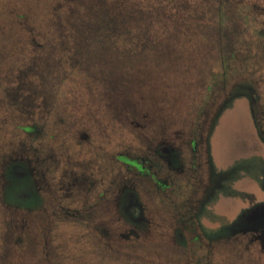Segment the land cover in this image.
<instances>
[{"label": "rangeland", "instance_id": "374dc122", "mask_svg": "<svg viewBox=\"0 0 264 264\" xmlns=\"http://www.w3.org/2000/svg\"><path fill=\"white\" fill-rule=\"evenodd\" d=\"M71 1L0 0V83L4 86L7 79L6 89L9 93L13 91L14 96L21 91L26 102L23 122L25 125L32 123L34 119L39 122L42 128L40 141L45 150L42 153H50L51 144L56 149L58 146L67 145L68 155L74 149V157L70 158L72 166L79 168L83 163L79 157L81 152L79 147H73L71 143L73 138L74 145L81 143L83 140L79 133L84 131L92 140L97 138L93 136L94 133L97 135L106 132L105 136L108 138L112 134L118 144L116 148L119 147L114 153H125L133 141V134L128 131L129 126L133 125L130 124L133 116L129 115V111L132 112V100L136 102L141 97L146 106V115L151 118L148 127L145 123L147 117H141L136 112L134 120L137 124L134 130L139 134L140 131H148V128L159 130L163 124L166 125V119L167 131L169 135H173L175 130L183 131V127L184 131L193 129L194 124L202 117L210 118L201 137L208 150L214 175L212 187L216 186L218 189L212 195L211 202L209 203V200L204 207V215L211 221H202L207 230H229L234 224L241 221L247 224L250 218L255 219L259 212L261 214L264 211V139L260 133L263 121L255 112L260 108L264 109V90L260 89L264 87V66L259 59L247 58L241 61L239 58L230 62V81L227 82L222 95L209 88L211 82L214 87L218 85L212 81L214 78L210 72V68H216L218 61L207 55L204 57L208 58L204 60L210 63V68L204 66V60L200 62V59L194 57L188 63L191 53L181 50V58L177 60L174 57L179 54V49L176 47L177 53L172 52L171 35L163 42H159L160 36L153 37L155 41L151 40L141 49L142 54L148 55L147 58L143 57L142 64L135 59L134 63L127 67L129 71H126L123 70L122 61L131 62V59L122 58L121 51L116 47L118 41H113L112 38L106 40L102 33L90 34L77 24L82 19L81 15L84 19L86 17L84 24L92 25L112 21L114 18L120 19L122 15L110 13L112 9L120 7L131 9L133 21L140 22L147 17L141 13L142 9L152 6L155 0H81L74 4ZM226 1H229L232 8L230 18L235 16L234 8L237 2L247 9L242 11L243 16L246 17L247 14L250 19L256 17L255 20L264 21V11H260L264 8V0ZM192 3L193 9L194 6L217 4V1L170 0V4L175 8L174 12L149 14L148 20L163 23L166 29L171 30L180 19L183 20L182 13ZM252 3L257 9L250 11ZM86 6L87 11L81 13L79 9H85ZM62 8L64 10L60 12ZM49 10L51 16L48 15ZM49 19L52 20L51 24L63 23L67 27L50 32L51 29H39L38 26L30 25L39 22L45 25L44 21ZM74 27H79V31L74 30ZM39 33L49 34L48 44L52 42V46L37 50L36 42L30 41V46L36 50L32 53L20 38L27 35L38 38L36 41L41 42L42 39L39 38L45 37ZM191 37L193 43H197L198 39ZM181 38L184 37L177 34L175 39ZM240 48L252 52L250 45L245 44ZM135 50L137 51L136 44ZM58 56L61 62L56 60ZM131 70L134 93H131V98L123 97L125 100L120 96L122 108H119V111L115 109L119 87L114 79L123 77L126 72L125 75H128ZM248 71L254 73L250 74ZM18 85L20 89L17 88ZM252 85L254 94H250L249 86ZM252 102L255 103L252 105ZM125 107L128 110L121 114ZM32 111L33 115L40 112L38 119L33 118ZM117 113H120L119 117ZM56 117L57 125H54ZM71 117L79 120V123L73 124ZM156 118L163 121L160 126ZM153 119L155 122H152ZM12 122L17 123L15 119ZM128 122L129 125L126 126ZM117 124L121 128L125 125L124 129H120ZM10 126H14L11 120H8V125H0V144L2 135H6L3 130L6 132ZM55 126L59 131H55L57 136L52 137L50 135L53 130L57 129ZM100 128L105 131H96ZM140 135L144 136L143 133ZM31 136L25 133L26 139ZM2 139L6 141L5 136ZM134 139L138 143L137 147L144 149L143 139ZM63 148L66 149V146ZM63 148L56 152L59 154L58 158L61 157L64 161L58 163L61 165L60 173H63L66 167V153ZM107 152L109 151L101 154V159L105 158L102 162L112 164L109 167L113 169L115 164L107 161ZM203 159L205 161V158ZM44 163H49V159L41 160L37 165L39 167ZM188 170L190 173L194 171L192 166H189ZM109 173L105 172L108 180ZM33 179L30 180L26 174L18 176L16 173L9 185L14 188L12 193L28 203L29 207L42 209L45 201L43 194L50 197L52 195L45 189L46 183L41 177L37 175L34 183ZM35 185L42 187L40 192L36 190ZM140 197L143 200L146 198L143 193ZM144 203H148L149 207L151 201L149 204V199H146ZM144 203L142 202L146 210ZM155 207L157 206L153 204L149 210L147 221L143 212V220L140 221L143 223L138 228L127 225L131 221H115L111 211L103 217L29 214L25 217L24 228L21 229L24 235L16 230L8 231L9 236L6 238V229L0 220V264H264V261L257 257L255 249L251 248L252 250L245 254L242 253V242L247 240L246 235L236 238L241 240L239 243H217L216 251L213 250L214 246L210 248L211 251L198 248V262L185 263L183 257L178 258V249L167 244L164 239L167 237L162 235L172 231L174 222L171 218L158 214ZM114 221L116 223H113ZM87 223L92 229V234L87 229ZM110 224L114 227L115 235H103V232L93 229L98 225H104L107 229ZM145 224H152V233L147 230ZM132 229L136 232L131 231ZM211 259L213 263H210Z\"/></svg>", "mask_w": 264, "mask_h": 264}, {"label": "flooded vegetation", "instance_id": "af4514ba", "mask_svg": "<svg viewBox=\"0 0 264 264\" xmlns=\"http://www.w3.org/2000/svg\"><path fill=\"white\" fill-rule=\"evenodd\" d=\"M5 84L3 86L0 83V125L1 127L4 124L8 125V120H11V124L14 125L6 129L7 133L3 130V133L6 134L4 135L6 141L2 139L4 137L2 135L0 144V220L5 226L6 238L9 236L8 231L16 230L17 233L20 232L22 236L24 235L21 229L24 228L25 217L29 214L95 215L96 217L102 215L103 217L111 211L115 216V221L121 219L131 221L127 225L130 224L131 228H138L143 223L140 222L143 220L141 218L143 212H145L147 221L148 212L154 204L157 206L154 209L158 211V214L165 215L174 222L172 231L162 235L167 237L164 238L167 244L178 249V258L183 257L185 263L198 262L200 259L196 255L198 248L211 251L210 248L214 246L213 250L216 251L217 243L237 242L236 238L242 237V235L247 237V240L242 242V253L245 254L247 251L255 249L257 257L264 261V211L261 214L259 212L255 219L250 218L249 223L238 222L229 230H207L202 224L203 220L211 223L204 215V207L218 189L216 186L212 187L214 175L209 162L208 150L201 137L204 135L209 117L205 116L197 120L198 123L194 124L193 129L184 131L183 127V131L175 130L173 135H169L167 131L166 119V125L163 124L159 130L148 128V131H140V134L144 135L142 136L134 130L137 121L134 120L136 117L135 102L132 101V112L129 111V115L133 116V119L130 120V124L133 125L129 126L128 131L132 132L133 141L126 152L123 154L121 152L114 153L119 147L116 148L118 144L115 143L112 134H108L111 136L108 138L105 136L106 132L97 135L94 133L93 136H97V138L92 140L89 139L87 132H80L79 137L83 141L74 145L73 138L71 144L73 147H79V152H81L79 157L83 163L79 168H74L70 162V158L74 157V149L68 155L67 145H64L66 149L63 148L64 146H58L56 149L51 144L49 146L50 153H42L45 150H43L40 141L42 128L39 122L34 119L32 123L25 125L23 122L26 106L24 96L21 91H18L15 96L12 95L13 91L9 93ZM17 88L20 89L19 85ZM121 98L125 100V98ZM254 103L252 102V105ZM120 104L119 96L116 97L117 106L115 109L122 108ZM27 105L30 104L27 103ZM255 113L262 118L263 127L260 128V133L264 139V109L260 108ZM33 114L34 111H32ZM39 114L40 112L33 115V118H39ZM100 114L103 113L100 112ZM146 116L148 120L145 123L149 127L151 116L150 118L148 115ZM13 119L16 120V124L12 122ZM71 119H73V124L79 123V120L74 117ZM56 120H58L57 117L54 125H57ZM156 120L159 121L157 118ZM152 122L155 120L153 119ZM162 122V120L159 121V126ZM117 125L120 129H124V126H128L129 122L122 128L119 124ZM65 126H67V122ZM55 127L57 128V126ZM57 129L53 130L50 136H57L55 133V131H59ZM96 131L105 130L100 128ZM25 133L32 135L31 138L26 139ZM135 137L143 139L144 149L137 147L138 143L135 141ZM96 139H98L97 142ZM262 147L264 149V144ZM60 148H63L66 153L64 156L66 167L63 169L67 172L66 174L65 171L63 173L59 171L61 165L58 163L64 162L60 156L58 158L59 154H56ZM104 151H109L106 153V159L115 164L113 169L109 167L112 164H103L102 160L105 158L101 159V154ZM47 158L49 163L38 167L37 162ZM189 166H192L194 170L191 173L188 170ZM108 171L110 172L109 180L105 175V172ZM16 173L18 176L26 174L30 180L34 178L33 183L37 175L44 180L45 189L51 192L52 197L43 194L45 201L42 209L29 207L28 203L23 202L12 193L14 188L9 184L15 178ZM35 188L38 189V192H40V188L42 189L40 185H35ZM142 193L146 197L145 200L149 199V204L151 201L149 207H147L148 203H144L145 200L140 197ZM142 202L146 205V210ZM115 221L113 223H116ZM145 225L147 230L152 233V224ZM87 229L92 234L88 223ZM93 229L100 233L103 232V235L105 233L115 235L112 224L107 229L104 228V225H98ZM131 231L136 232L135 229ZM239 242L241 240L237 243ZM242 253L240 254L242 255ZM213 259L210 263H213Z\"/></svg>", "mask_w": 264, "mask_h": 264}, {"label": "trees", "instance_id": "16d2710c", "mask_svg": "<svg viewBox=\"0 0 264 264\" xmlns=\"http://www.w3.org/2000/svg\"><path fill=\"white\" fill-rule=\"evenodd\" d=\"M216 1L217 4L194 6L193 9L192 5H194V3H192L190 6H187L185 11L182 13L183 20L180 19L176 23V26L171 30H168L170 28L166 29L165 25L163 26V23L156 22V20H148L149 14L156 15L158 12L171 14V12H174L175 8L170 4V0H155L152 6L144 7L141 13H144L147 17L142 19L140 22L133 21V14L131 12V9L120 7L114 8L115 10L112 9V12H110L112 15L113 13L117 16L119 14L120 16L122 15V18L120 19L114 18L112 19V21L92 25L84 24L83 20H86V17L84 19V17L81 15L82 19L79 21L80 24L78 23L77 25L79 27L81 26L83 31L89 32L90 34L102 33L106 36L104 39L107 40V38H112L113 41H118L116 47L121 51V54L123 56L122 58L127 57L131 59V62L122 61L123 70L126 71H129L127 67L129 65H132L131 63H134L135 59H137V61L142 64L144 58H147L148 55L142 54L141 49L143 48V46H146L148 43H150L151 40L155 41L152 39L153 37L160 36L159 42L161 40L163 42L171 35L173 40V50H170H172V52L174 51L173 53H177L176 47L179 49V54L174 57L177 58V60L181 58V51H185L186 53H191L189 54L191 55V58L188 63L193 60L192 57L200 59V62H202V60L208 58L204 57L207 55L210 56L211 59H216L218 61V65L214 69L209 67L210 63H208V61L206 60H204V66H208L211 69L210 72L214 78L212 81L218 83V85H216L217 87H214L211 82L209 88L215 89L216 94L222 95V91L225 90L224 88L226 87L227 82L230 81V78L228 77L230 62H232L233 60H238L239 58V60H245L247 58L249 60L259 59L258 61L264 66V21L263 19L255 20L256 17L250 19L248 18L247 14V18L243 16L242 11H247V9L245 7H242L243 5H240L237 2H235L236 8H234L235 19H232L229 16V13L232 9L229 6V1ZM71 2L74 4L75 2H81V0H72ZM61 4L62 3H60V5ZM255 9H257V6L253 4L250 11H253ZM63 10L64 8H62L60 12H62ZM79 10L81 13H85L87 11V6L85 7V9L81 8ZM260 11H264V8ZM51 14L52 13L49 10L48 15L51 16ZM44 22L46 23L45 25H41L40 22L38 24L33 23L30 25L33 27L38 26L39 29H51L50 32L55 29L60 30L62 28H65V26L67 27V25L63 23L60 25L51 24L52 20L50 21V19ZM26 26L31 29L29 25ZM79 27H74V30L79 31ZM12 29L14 30L15 28L12 27ZM39 34L44 35L45 37L39 38L42 39L41 42L36 41L38 38H31L27 35H24L22 38H20L23 40L24 46L28 47L32 53H35L36 50L34 49V47L30 46V41L36 42L37 47L35 48L37 50L48 47L50 48L52 46V42L48 44L49 34ZM177 34L182 35L184 38L178 40L175 39ZM108 35H111V37ZM191 36L198 39L197 43H193V38ZM43 41H45L46 43ZM135 44L137 45V51L135 50ZM245 44H247L248 46L250 45V47L252 48V52L240 50V46L243 47ZM194 54H196V56ZM56 60L61 62L59 56ZM248 72L250 74L254 73L251 71ZM132 73L133 72L131 70L128 75L123 74V77L114 79L116 85L119 87L117 89V93L119 94V96H127L131 98V93H134V90L132 88V84L134 82L133 79H131ZM249 88L250 94H254V86H249ZM260 89L264 90V87H261ZM145 107L146 106L144 105V101L140 97V99L135 102V108L137 114L141 115V117H145L147 114L146 109L144 110ZM127 110L128 108L125 107L122 112L124 113ZM164 111H166V109Z\"/></svg>", "mask_w": 264, "mask_h": 264}, {"label": "crops", "instance_id": "0c3cea01", "mask_svg": "<svg viewBox=\"0 0 264 264\" xmlns=\"http://www.w3.org/2000/svg\"><path fill=\"white\" fill-rule=\"evenodd\" d=\"M262 148V147H261ZM263 149V148H262Z\"/></svg>", "mask_w": 264, "mask_h": 264}]
</instances>
